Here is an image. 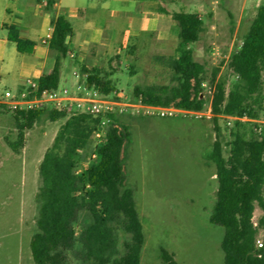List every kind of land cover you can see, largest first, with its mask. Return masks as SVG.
Here are the masks:
<instances>
[{
  "label": "rangeland",
  "instance_id": "374dc122",
  "mask_svg": "<svg viewBox=\"0 0 264 264\" xmlns=\"http://www.w3.org/2000/svg\"><path fill=\"white\" fill-rule=\"evenodd\" d=\"M156 1L170 14L197 15L198 37L193 50L194 59L206 68L201 94L205 104L201 111H189L176 108L175 102L168 107L153 108L136 102L135 87L170 84L172 72L155 64L151 53L132 50L130 45L121 51L118 62L114 60L118 63L117 71L106 67L112 73L116 92L100 96L120 102L114 125L122 132L125 126L130 132L121 147L120 158L126 175L125 188L131 190L142 223L144 244L139 264H163L161 249L174 254L180 264H224L221 247L224 228L209 220L218 190L216 166L206 155L218 139L224 156H228V143L236 130L246 136L255 130L263 131L264 101L260 106L253 104L256 119L226 115L215 118L211 103L217 81L224 83L226 94L232 88L236 80L232 56L242 45L264 0ZM5 34L6 30L0 29V37ZM168 54L177 55V50L172 48ZM11 79L12 76L0 82V92L16 90V82ZM60 86L75 90L73 84L64 81ZM127 103L137 106L127 107ZM63 111L67 117L77 115L74 111ZM67 117L52 121L43 116L31 128L24 129L22 145L14 150L10 144L19 140L18 123L12 114L0 110V264H17L19 239L22 252L19 264H35L30 240L37 231V194L42 184L39 165ZM125 218L128 219L127 214L122 211L112 224L121 255L131 241ZM261 219L264 211L256 205L252 220L258 224V238H264ZM90 221L91 216L82 213L78 232Z\"/></svg>",
  "mask_w": 264,
  "mask_h": 264
},
{
  "label": "trees",
  "instance_id": "16d2710c",
  "mask_svg": "<svg viewBox=\"0 0 264 264\" xmlns=\"http://www.w3.org/2000/svg\"><path fill=\"white\" fill-rule=\"evenodd\" d=\"M56 0H48L52 6ZM180 27L176 56H155L156 64L172 72L170 84H148L134 88V100L142 104L168 107L175 102L178 109L201 111L205 101L202 94V76L205 65L194 59L193 44L198 34L197 15L175 12L170 14ZM8 40L19 53H31L36 43L22 38L18 27L4 24ZM72 33L71 23L63 16L53 22L50 48L57 52L53 69L37 79L38 94L57 89L60 85V60L66 57L67 37ZM231 68L236 77L226 94L222 81H217L211 103L216 118L219 115L256 119L253 104L264 101V2L259 6L242 45L233 54ZM87 75V86H95L109 94L115 86L109 75L98 68H82ZM3 113L12 114L18 123L19 140L10 144L14 150L22 145L23 131L31 128L43 116L55 121L67 117L66 112L51 108L11 109L0 105ZM113 122L105 139L95 147L96 158L90 160L86 171L79 174L77 166L94 149L93 132L98 119L86 114L67 117L39 165L42 184L37 194L39 213L37 231L30 240L31 256L35 264H139L144 244L142 223L132 199L125 188V170L120 150L130 132H123ZM238 124L241 122H237ZM228 156L216 139L207 159L216 166L218 190L210 215V222L224 228L221 247L224 264H264V244L256 246L257 228L253 224L256 205L264 211V130L246 136L233 133ZM128 219L126 231L131 241L121 255L119 240L112 224L121 212ZM91 221L78 232L82 213ZM124 215V214H123ZM125 216V215H124ZM264 225V219H261ZM163 264H180L174 254L161 249Z\"/></svg>",
  "mask_w": 264,
  "mask_h": 264
},
{
  "label": "crops",
  "instance_id": "0c3cea01",
  "mask_svg": "<svg viewBox=\"0 0 264 264\" xmlns=\"http://www.w3.org/2000/svg\"><path fill=\"white\" fill-rule=\"evenodd\" d=\"M0 9V29H5L4 24L15 25L22 38L36 43L31 53H19L8 40L6 29L0 37V82L12 76L16 89L22 88L27 78L37 80L53 69L57 52L42 39L60 15L72 25L66 39L68 53L60 60V84H73L75 90L77 86L95 88L108 95L87 86L82 68H98L112 80L106 67L117 71L118 63L114 62L128 45L151 53L152 60L155 56H176L168 52L177 50L179 24L156 0H56L51 7L48 0H0ZM17 248L21 262L20 239Z\"/></svg>",
  "mask_w": 264,
  "mask_h": 264
},
{
  "label": "built area",
  "instance_id": "2783aa9c",
  "mask_svg": "<svg viewBox=\"0 0 264 264\" xmlns=\"http://www.w3.org/2000/svg\"><path fill=\"white\" fill-rule=\"evenodd\" d=\"M52 35L53 28H49L45 37L42 39V43H49ZM76 89L77 90H72L68 87H59L57 89L43 90L40 94H38L37 81L27 78L22 88L16 89L14 92L11 90L0 92V105H5L11 109L30 110L51 108L57 111L67 110L69 112L74 111L73 114L88 113L98 119L96 128L93 132L94 149L76 168V172L81 174L87 170L90 160L96 158L97 154L95 147L104 141L108 126L113 122L111 115L116 116V113H119L118 110H116V106L119 105L120 102L117 100H109L105 97L101 98L95 88L89 89L77 86ZM62 102L65 103L62 104ZM142 105L151 108L155 107L146 104ZM125 106L136 107L137 104L127 103ZM253 224L255 228L258 227L256 222H253ZM255 242L257 248H261L264 244V238L256 237Z\"/></svg>",
  "mask_w": 264,
  "mask_h": 264
}]
</instances>
